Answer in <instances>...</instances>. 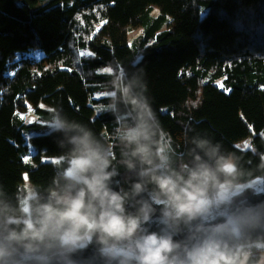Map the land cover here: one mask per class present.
Wrapping results in <instances>:
<instances>
[{"label":"trees","instance_id":"16d2710c","mask_svg":"<svg viewBox=\"0 0 264 264\" xmlns=\"http://www.w3.org/2000/svg\"><path fill=\"white\" fill-rule=\"evenodd\" d=\"M254 17L264 25V0H0V203L20 209L35 192L46 198L70 165L52 109L93 133L112 157V186L131 190L142 166L123 162L121 129L133 112L118 84L152 105L153 139L173 167L191 164L193 149L203 155L193 140L205 139L234 161L233 183L264 177V34L250 32ZM107 85L115 95L96 98ZM247 139L250 148L237 147ZM234 198L264 203V190ZM94 251L81 264H100Z\"/></svg>","mask_w":264,"mask_h":264},{"label":"clouds","instance_id":"9594fccd","mask_svg":"<svg viewBox=\"0 0 264 264\" xmlns=\"http://www.w3.org/2000/svg\"><path fill=\"white\" fill-rule=\"evenodd\" d=\"M117 87L133 112L121 129L123 162L130 171L139 162V180L130 191L115 190L107 148L52 109L49 126L68 136L71 163L46 198L35 192L20 209L0 203V264H81L90 246L100 264H264V203L224 195L238 191L228 179L234 161L219 145L194 139L203 155L193 149L191 164L173 167L153 139L152 105L131 85Z\"/></svg>","mask_w":264,"mask_h":264},{"label":"rangeland","instance_id":"374dc122","mask_svg":"<svg viewBox=\"0 0 264 264\" xmlns=\"http://www.w3.org/2000/svg\"><path fill=\"white\" fill-rule=\"evenodd\" d=\"M158 12V10H155L154 11V14L156 15V13ZM253 30L252 29H249L250 32L252 34H255V31L258 30V32L260 33V31H262L261 34H264V25H262V22L260 19L254 17L253 18ZM140 34V30H133L129 33L128 35V39L129 41H133L138 35ZM29 56H40L41 53L39 52H36V53H30L28 54ZM107 69H111L110 67H105L103 69L100 70V72H109L107 71ZM112 71V69H111ZM110 71V72H111ZM218 85L221 86V83L218 82ZM115 88L114 86H102V88L97 91L96 93V98H101V97H105V96H110L111 94L114 96L115 95ZM103 110V105L102 104H99L98 106H96V112L99 113L100 111ZM25 119H27V121H29L31 119V115H22ZM237 146H239V148H244V149H247V148H250L251 147V141L250 139H247L241 143H238ZM44 160H47L49 161L50 159L49 158H44ZM71 163V161H70ZM237 186H238V191L237 190H232V191H225L224 195L226 196H230V197H234L235 194L237 193H240L246 189H251L253 190L254 192H261L264 190V177H256L248 182H243V183H235ZM25 188L26 190L28 191V194L29 196L33 195L34 194V190L31 186V184L29 182H26V185H25Z\"/></svg>","mask_w":264,"mask_h":264},{"label":"snow or ice","instance_id":"6c2138e0","mask_svg":"<svg viewBox=\"0 0 264 264\" xmlns=\"http://www.w3.org/2000/svg\"><path fill=\"white\" fill-rule=\"evenodd\" d=\"M107 71H109V72H110V71H111V69H107ZM262 135H264V133H262ZM237 147H239V146H237ZM25 178H26V177H25Z\"/></svg>","mask_w":264,"mask_h":264}]
</instances>
